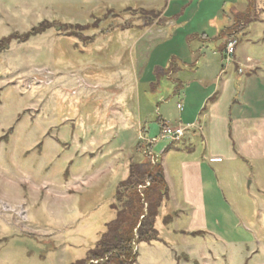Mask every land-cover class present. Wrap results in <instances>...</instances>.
I'll return each mask as SVG.
<instances>
[{"label":"rangeland","instance_id":"374dc122","mask_svg":"<svg viewBox=\"0 0 264 264\" xmlns=\"http://www.w3.org/2000/svg\"><path fill=\"white\" fill-rule=\"evenodd\" d=\"M197 1L0 0V40L45 21L92 24L93 16L109 9L157 10L165 19L182 6L197 7ZM160 17L156 25L130 15L115 19L132 28L117 27L104 37H98L101 30L88 31L84 36L98 37L89 45L54 28L0 50V264L84 259L116 218L115 192L143 154L139 121L156 137L163 108L171 126H183L176 85L156 80L153 88L141 86L151 46L176 31ZM181 157L167 156L174 180ZM206 166L212 174L206 195L212 232L182 237L176 228L185 219L170 221L162 232L160 211L162 241L137 246V264H264L263 165L238 159Z\"/></svg>","mask_w":264,"mask_h":264},{"label":"crops","instance_id":"0c3cea01","mask_svg":"<svg viewBox=\"0 0 264 264\" xmlns=\"http://www.w3.org/2000/svg\"><path fill=\"white\" fill-rule=\"evenodd\" d=\"M236 2L198 0V6L192 4L190 10L189 6L180 7L177 13L166 17L176 26L174 34L151 46L147 54L148 73L141 86L153 88L156 80L176 85L174 93L181 96L177 109L178 104L183 105L179 122L189 128L178 143V150L165 152L170 145L167 143L161 153L155 152L158 145L152 148L159 156L169 188V201L160 210L164 215L160 221L162 232L169 226L163 222L169 208H173L175 216L171 224L185 219V226L176 228L182 237L212 232L206 205L212 174L206 163L213 165L222 160L239 159L245 164L264 167V31L257 29V25H264V14L243 32L235 62L228 65L223 32L233 23L227 14L229 6ZM245 7L244 3V10ZM172 44L173 50L167 49L169 54L166 53L164 47ZM240 69L243 73H239ZM162 110H158L161 117L157 132L162 122L169 123ZM137 125L143 126L146 138H151L152 131L148 127L141 121ZM171 153L182 156L176 164L177 180L168 175L167 156ZM141 155L138 152L134 161L140 160ZM160 216L159 213L157 221ZM159 235L161 239L162 233Z\"/></svg>","mask_w":264,"mask_h":264},{"label":"trees","instance_id":"16d2710c","mask_svg":"<svg viewBox=\"0 0 264 264\" xmlns=\"http://www.w3.org/2000/svg\"><path fill=\"white\" fill-rule=\"evenodd\" d=\"M236 3L234 6H229L227 16L233 23L223 32L226 40L232 36L238 41L241 40V36L248 26L260 21L264 14V0H237ZM127 15L134 19H142L147 25H156L155 19L160 16L164 22L168 20L164 19L163 13L157 10L133 9L131 7L109 9L102 17L93 16L94 23L84 26H68L59 22L45 21L32 28L28 33L14 34L0 40V50H7L14 40L26 43L54 28L61 34L68 31L70 34L68 37H74L89 45L98 37H104L116 31L117 27L121 30L132 28H125L126 26H119L114 22L115 19ZM109 22L110 24H108ZM164 22L160 23L161 26L164 25ZM95 29L101 30L98 37L96 35L94 37L84 36V33ZM178 149V143H171L165 152ZM161 167V163L155 167L151 166L143 155L137 162L133 160L128 177L118 185L115 192L118 204V206H114V209L117 210L116 218L107 223L106 232L96 243L95 248L89 251L84 259L73 264H137L139 255L134 250L137 246L161 242L156 222L163 204L169 201V188ZM170 221H173V218L167 217L163 222L167 225ZM198 234L202 235V232Z\"/></svg>","mask_w":264,"mask_h":264},{"label":"built area","instance_id":"2783aa9c","mask_svg":"<svg viewBox=\"0 0 264 264\" xmlns=\"http://www.w3.org/2000/svg\"><path fill=\"white\" fill-rule=\"evenodd\" d=\"M238 39L235 37H229L226 40L225 45V61L228 65L235 62L234 56L236 53V48L238 46ZM239 73H243V70H239ZM178 110L183 111V105L178 104ZM189 128L183 126L173 127L167 122H162L160 126V131L156 137L153 138H141V149L143 150V156L149 162L151 166H156L159 163V156L153 152L152 148L161 143H180L185 137L186 132ZM142 189V187H140Z\"/></svg>","mask_w":264,"mask_h":264}]
</instances>
